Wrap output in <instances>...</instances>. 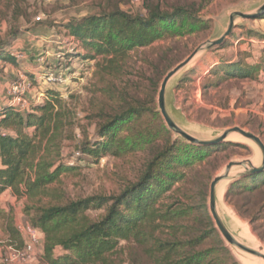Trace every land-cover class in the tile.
Instances as JSON below:
<instances>
[{
  "label": "rangeland",
  "instance_id": "1",
  "mask_svg": "<svg viewBox=\"0 0 264 264\" xmlns=\"http://www.w3.org/2000/svg\"><path fill=\"white\" fill-rule=\"evenodd\" d=\"M147 2L159 4L166 13L177 7L189 8L199 23L191 31L184 30L186 32L182 35L166 36L148 47L130 52L109 76H102V72L96 70L94 61L65 58L66 53L83 51L77 41L67 35L63 25L91 15L98 11L101 4L108 3L116 4L127 13L144 14L141 9ZM263 2L139 0L140 5L136 6L133 0H0V45L8 42L11 36H16L4 49L13 58L20 57L15 62L18 68L8 62H0V107L11 101L8 91L16 82L26 85V93L21 99L28 103L43 101L39 94L47 97V92L58 93L79 126L75 127L72 139L65 143L63 153L64 161L73 170L62 174L56 187L68 200L118 196L137 183L148 163L168 145L173 146L176 156L181 157L186 154L184 147L192 146L167 129L158 110V92L165 74L195 48L221 36L226 30L229 14L254 12ZM260 19L236 21L233 33L224 46L202 52L168 83L166 109L175 124L191 136L210 141L223 131L238 127L253 133L264 143V72L259 69L252 78L243 79L220 77L223 76L220 71L218 75L214 74L220 66L237 60L248 65L259 63L264 54L261 44L264 35H260L258 29ZM48 73L61 74L67 82L61 86L51 85L45 81ZM135 102L143 104L150 112L140 123L123 125L118 137H125L137 128L139 130L134 133L146 136L141 147L132 151L126 149L117 156L108 151L99 159L77 154L82 133L92 140L98 122L119 114L129 103ZM218 146L223 147L207 152L200 160L192 159L191 165L178 169L185 178L167 193L163 200L165 206L191 207L201 202L202 191L205 193L203 204L210 218L208 193L211 180L222 174L229 162L247 160L255 167L261 165L259 149L237 134ZM243 173V169L234 168L231 178L235 179L218 185L217 210L240 243L254 250L262 249L264 253V187L233 197L232 190L236 191L242 182H250L246 180L250 176L238 178ZM10 203L7 198L2 199L0 207L7 210L13 208ZM13 205L15 227L29 224L23 213L26 200H19ZM103 211L92 210L87 215L95 218ZM216 232L229 257L216 252L210 264H264L261 259L228 246ZM5 244L6 237L0 229V264L8 253ZM120 246L123 248L120 255L122 264H151L141 249L132 243L121 242ZM39 248H36L33 260L24 264H42Z\"/></svg>",
  "mask_w": 264,
  "mask_h": 264
},
{
  "label": "trees",
  "instance_id": "2",
  "mask_svg": "<svg viewBox=\"0 0 264 264\" xmlns=\"http://www.w3.org/2000/svg\"><path fill=\"white\" fill-rule=\"evenodd\" d=\"M141 10L144 14L137 15L124 12L116 4H101L97 12L69 21L62 28L83 53H66L65 58L94 61L96 70L109 76L130 52L166 36L182 35L199 23L193 11L185 7L166 13L159 4L147 2ZM15 39L13 35L0 45V62L18 68L17 59L4 49ZM259 69L264 72V54L257 65L237 60L220 66L214 74L220 71V77L243 79L252 78ZM46 95L43 103H29L27 111L10 104L0 107V196L10 189L16 200H26L23 213L29 225L41 233L42 264H122L121 242L137 246L151 264H210L216 252L229 257L206 213L204 192L201 202L191 207L165 206L163 202L185 178L179 168L223 146H185L186 154L181 157L168 145L148 163L137 183L120 195L68 200L56 185L62 174L73 170L63 153L79 124L58 93ZM148 112L139 102L129 103L119 114L98 122L92 140L82 133L77 154L99 159L108 151L117 156L126 149L141 147L146 136L134 133L139 129L122 138L118 134L123 125L140 123ZM246 180L250 182L232 190L233 197L264 187V172ZM100 209L103 213L95 218L87 215ZM0 229L6 237L5 248L23 247L13 208L0 207Z\"/></svg>",
  "mask_w": 264,
  "mask_h": 264
},
{
  "label": "water",
  "instance_id": "3",
  "mask_svg": "<svg viewBox=\"0 0 264 264\" xmlns=\"http://www.w3.org/2000/svg\"><path fill=\"white\" fill-rule=\"evenodd\" d=\"M264 17V2L261 4L254 12L249 13H241V12H233L228 16V23L226 30L224 33L219 36L217 39L212 41H206L197 48H195L183 61L178 63L172 69H170L162 79L160 84V89L158 92V110L161 114V117L167 127V129L172 132L174 135H177L186 143L195 146V147H210V146H218L227 142V139L233 135L237 134L241 136L243 139L250 141L253 143L260 151L262 156L261 165L259 167H255L252 165L250 161H233L229 162L219 176L214 177L209 184V193H208V211L210 214V218L214 224L215 229L218 231L223 241L231 247L236 248L237 250L246 253L255 258L261 259L264 262V253L262 249L254 250L251 249L244 244L240 243L230 232L226 224L221 219L218 210H217V187L223 181H233L235 178H231V172L234 168H241L244 170L243 174H239L238 178L241 177H249L256 174H260L264 172V143L261 141L259 137L254 135L251 132L244 131L241 128L233 127L223 131V133L210 141L199 140L181 128H179L175 122L170 117L167 109H166V92L168 83L172 78H174L178 73L186 69L192 61L202 52L210 51L216 48H220L224 46L232 35L234 27L236 26V21H249L256 20Z\"/></svg>",
  "mask_w": 264,
  "mask_h": 264
},
{
  "label": "built area",
  "instance_id": "4",
  "mask_svg": "<svg viewBox=\"0 0 264 264\" xmlns=\"http://www.w3.org/2000/svg\"><path fill=\"white\" fill-rule=\"evenodd\" d=\"M133 4L138 6L139 0H133ZM261 44L264 46V42L262 41ZM19 59V56L15 57ZM67 78H64L61 74L57 73H48L46 76L45 81L51 85H63ZM27 87L24 85L23 82H16L14 83L8 91V98L11 100L8 104L12 106L18 107L20 111H27L29 110V103L26 100H22L21 96L26 93ZM39 98H44L43 103L47 100L43 94L39 95ZM18 232L20 233L23 239V247L22 248H7V255L3 260V264H24L31 262L35 257L36 248L40 247L39 250L42 248V238L41 233L38 230L32 228L29 224H22L16 227Z\"/></svg>",
  "mask_w": 264,
  "mask_h": 264
},
{
  "label": "crops",
  "instance_id": "5",
  "mask_svg": "<svg viewBox=\"0 0 264 264\" xmlns=\"http://www.w3.org/2000/svg\"><path fill=\"white\" fill-rule=\"evenodd\" d=\"M259 22H260V24H259V26H258V29H259V31H260V35H264V17L263 18H261L260 20H259ZM40 95V94H39ZM5 198H7V200L9 201V202H11L10 204L12 205V207L14 208V205H13V203L14 202H19V200H16V198H14L12 195H11V191H10V189H7L1 196H0V205H1V203H2V199H5ZM1 208H3V209H6L5 207H2L1 206ZM7 210V209H6Z\"/></svg>",
  "mask_w": 264,
  "mask_h": 264
}]
</instances>
